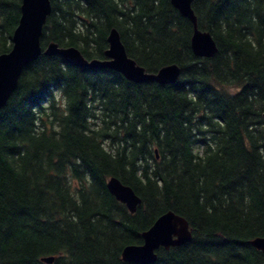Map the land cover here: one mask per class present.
<instances>
[{"label":"trees","instance_id":"16d2710c","mask_svg":"<svg viewBox=\"0 0 264 264\" xmlns=\"http://www.w3.org/2000/svg\"><path fill=\"white\" fill-rule=\"evenodd\" d=\"M21 0H0V54ZM40 37L104 59L116 28L147 72L133 82L43 52L0 109V264H134L122 249L166 211L190 239L150 264H264V0H193L212 57L190 47L191 21L170 0H50ZM139 196L131 213L106 187ZM53 256L51 263L42 258Z\"/></svg>","mask_w":264,"mask_h":264},{"label":"water","instance_id":"95a60500","mask_svg":"<svg viewBox=\"0 0 264 264\" xmlns=\"http://www.w3.org/2000/svg\"><path fill=\"white\" fill-rule=\"evenodd\" d=\"M192 2L193 0H170L171 5L193 25L190 38L192 52L198 57H212L217 51L216 43L209 32L198 29ZM50 11V0H21L18 24L11 36L12 46L9 51L0 54V109L14 91L22 70L42 52L45 55H59L75 66L112 69L133 82L154 81L170 84L177 80L180 68L175 63L166 64L156 72H146L144 67L127 55L116 28H111L108 32V47L104 51V59H87L77 47H62L55 42L47 43L42 49L40 37ZM106 187L129 212L136 210L140 198L129 185L122 183L116 176H111L106 181ZM190 236L187 220L169 210L159 215L151 226L142 232L141 244L126 245L121 256L123 260L134 264H150L155 261V251L159 247L181 245L187 242ZM251 244L261 250L264 256V236L253 238ZM53 259V256L42 258L45 263H51Z\"/></svg>","mask_w":264,"mask_h":264}]
</instances>
